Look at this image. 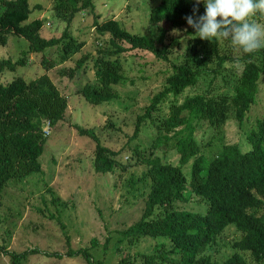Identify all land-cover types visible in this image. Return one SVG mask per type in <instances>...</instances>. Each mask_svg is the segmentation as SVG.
<instances>
[{"label": "trees", "instance_id": "trees-1", "mask_svg": "<svg viewBox=\"0 0 264 264\" xmlns=\"http://www.w3.org/2000/svg\"><path fill=\"white\" fill-rule=\"evenodd\" d=\"M0 5L1 46L10 34L27 41V53L60 43V61L80 45L66 32L71 19L77 12L93 8L91 0H52V15L65 26L59 36L43 38L39 35L42 19L27 20L31 11L27 0H0ZM153 7L150 21H163L171 28L185 26V33L191 36L181 60L168 58L164 44L157 48L153 39L125 30L115 19H94L96 33L108 35L105 45L94 49V54H82L69 70L72 73L91 57L93 81L84 82L78 91L95 105L113 98L111 86L124 79L117 57L120 53L139 49L166 61L161 89L139 107L134 122L133 135L145 120L157 121L151 151H142L137 159L143 169L126 180L128 186L137 188L142 207L136 220L118 230L120 239L128 242L143 237L155 242L149 252L127 255L113 264H264V114L246 132V149L224 143L207 158L193 135L201 123L216 128L229 116L238 124L242 122L258 98V81L264 78V49L245 54L230 39H200L184 17L191 15L194 7H198V16L204 15L203 2L197 6L195 0H158ZM24 62L25 57L0 59V67L5 64L13 69ZM203 75L208 77L202 81L199 76ZM182 93L181 101L170 102L165 115H153L165 98ZM66 106V97L45 73L28 81L18 76L0 84V192L12 182L41 172L39 156L47 135L43 127L48 129L61 120ZM73 127L94 139V172L123 169L115 152L102 145L91 130L77 124ZM166 141H170L168 146ZM157 143H161V151L169 147L178 154L177 164L161 161L154 154ZM190 159L189 173L185 174L182 168ZM191 196L203 204L201 212L177 207ZM58 225L62 227L59 221ZM229 226L240 236L231 242V253L216 260L210 251L216 250L220 234ZM90 242L94 244L95 239ZM82 255L88 262L101 264L89 251L83 250Z\"/></svg>", "mask_w": 264, "mask_h": 264}, {"label": "rangeland", "instance_id": "rangeland-1", "mask_svg": "<svg viewBox=\"0 0 264 264\" xmlns=\"http://www.w3.org/2000/svg\"><path fill=\"white\" fill-rule=\"evenodd\" d=\"M27 2L31 10L27 20L42 19L39 35L43 38L59 36L65 22L52 15V0ZM91 2V11L77 12L67 26L70 40L80 45L63 61L59 60L60 43L40 52L27 53V41L10 34L5 44L0 45V59L14 61L25 57V62L13 69L5 64L0 67V84L18 76L28 81L45 73L66 97L67 104L63 118L48 128L45 135L39 156L41 172L12 182L0 192V264H93L86 261L83 250L89 251L101 264H113L127 255L149 252L155 242L151 237L128 242L120 239L118 230L136 220L142 207L137 188L128 186L126 180L143 169L137 159L142 151L146 154L151 151L157 121L145 120L133 135L134 122L139 107L146 105L161 89L166 61L139 49L120 53L117 57L124 79L111 86L115 93L113 98L95 105L84 100L78 91L84 82L93 81L91 57L72 73L69 70L82 54L90 51L94 54V49L105 45L108 35L96 33L92 25L94 19L97 22L115 19L125 30L153 39L157 48L164 44L168 58L176 61L187 53L191 36L185 33V26L171 28L166 22L149 20L158 0ZM2 7L0 5V11ZM260 22L264 23V17ZM207 77L203 75L199 79L203 81ZM183 94L165 98L153 115H165L170 102H180ZM263 114L264 78H260L257 101L249 107L240 124L229 116L216 128L205 123L195 126L193 135L201 153L209 158L224 143H236L246 149L245 134ZM73 124L91 130L102 145L115 152V159L123 169L114 173L94 172L91 168L94 139L79 134ZM165 144L168 146L170 141ZM160 145L157 143L154 154L161 161L177 164L178 154L169 147L161 151ZM190 164L191 159L183 166L185 174L189 173ZM196 200L191 196L177 207L201 212L204 206ZM239 236L233 227H226L218 238L216 250L210 251L212 257L222 260L230 254V244ZM91 238L95 239L94 244ZM21 253L23 255L18 256ZM11 255H15L13 260ZM132 264L138 262L132 261Z\"/></svg>", "mask_w": 264, "mask_h": 264}, {"label": "clouds", "instance_id": "clouds-1", "mask_svg": "<svg viewBox=\"0 0 264 264\" xmlns=\"http://www.w3.org/2000/svg\"><path fill=\"white\" fill-rule=\"evenodd\" d=\"M201 2L204 15L198 16V7H194L184 17L200 39H230L245 54L264 49V23L257 19L264 17V0H195V5Z\"/></svg>", "mask_w": 264, "mask_h": 264}, {"label": "built area", "instance_id": "built-area-1", "mask_svg": "<svg viewBox=\"0 0 264 264\" xmlns=\"http://www.w3.org/2000/svg\"><path fill=\"white\" fill-rule=\"evenodd\" d=\"M47 130H48V129H47V125H45V126L43 127V133H44V134H47V132H48Z\"/></svg>", "mask_w": 264, "mask_h": 264}]
</instances>
